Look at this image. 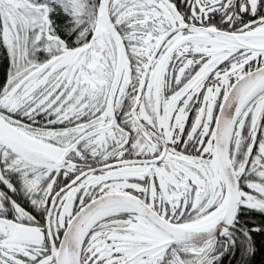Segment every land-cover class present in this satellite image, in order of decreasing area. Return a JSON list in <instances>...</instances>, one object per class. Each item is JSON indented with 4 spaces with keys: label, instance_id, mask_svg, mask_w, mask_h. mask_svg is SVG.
<instances>
[{
    "label": "snow or ice",
    "instance_id": "snow-or-ice-1",
    "mask_svg": "<svg viewBox=\"0 0 264 264\" xmlns=\"http://www.w3.org/2000/svg\"><path fill=\"white\" fill-rule=\"evenodd\" d=\"M0 264H264V0H0Z\"/></svg>",
    "mask_w": 264,
    "mask_h": 264
}]
</instances>
